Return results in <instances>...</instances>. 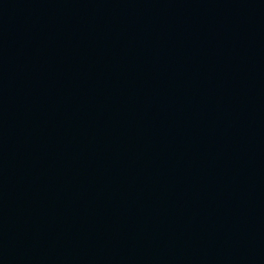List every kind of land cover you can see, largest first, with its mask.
<instances>
[{"label":"water","instance_id":"95a60500","mask_svg":"<svg viewBox=\"0 0 264 264\" xmlns=\"http://www.w3.org/2000/svg\"><path fill=\"white\" fill-rule=\"evenodd\" d=\"M0 165L264 264V0H0Z\"/></svg>","mask_w":264,"mask_h":264}]
</instances>
